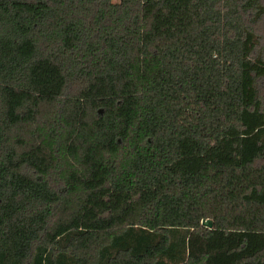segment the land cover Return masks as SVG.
<instances>
[{"label": "trees", "instance_id": "obj_1", "mask_svg": "<svg viewBox=\"0 0 264 264\" xmlns=\"http://www.w3.org/2000/svg\"><path fill=\"white\" fill-rule=\"evenodd\" d=\"M0 264H264V0H0Z\"/></svg>", "mask_w": 264, "mask_h": 264}, {"label": "water", "instance_id": "obj_2", "mask_svg": "<svg viewBox=\"0 0 264 264\" xmlns=\"http://www.w3.org/2000/svg\"><path fill=\"white\" fill-rule=\"evenodd\" d=\"M203 226H205L207 228H212L213 227V222L211 220L204 221L203 222Z\"/></svg>", "mask_w": 264, "mask_h": 264}, {"label": "rangeland", "instance_id": "obj_3", "mask_svg": "<svg viewBox=\"0 0 264 264\" xmlns=\"http://www.w3.org/2000/svg\"><path fill=\"white\" fill-rule=\"evenodd\" d=\"M117 1H119V0H114V2H117Z\"/></svg>", "mask_w": 264, "mask_h": 264}]
</instances>
